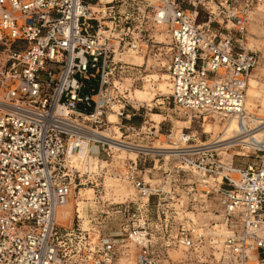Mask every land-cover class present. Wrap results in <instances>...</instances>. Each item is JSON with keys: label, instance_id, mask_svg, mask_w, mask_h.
Segmentation results:
<instances>
[{"label": "built area", "instance_id": "1", "mask_svg": "<svg viewBox=\"0 0 264 264\" xmlns=\"http://www.w3.org/2000/svg\"><path fill=\"white\" fill-rule=\"evenodd\" d=\"M261 7L264 0H0V264H131L130 241L134 264H176L172 246L184 247L181 264L196 256L203 263L207 249L222 250L220 264H264V133L251 146L258 159L244 166L224 161L213 144L188 136L182 145L169 132L167 147L149 153L140 137L159 138V129L129 123L141 108L117 85L138 79L125 56L165 57L176 108L203 121L243 119L260 62L248 46L249 24ZM102 133L115 138L99 139ZM130 143L135 157L121 154ZM148 155L161 180L147 172ZM107 177L128 182L138 199L108 200ZM89 187L98 205L116 204L124 215L134 208L132 222L108 232L109 210L85 224L76 209L77 225L60 224L58 208ZM214 190L222 193L226 235L188 215ZM152 199L158 218L182 217L172 242L157 225L153 231Z\"/></svg>", "mask_w": 264, "mask_h": 264}, {"label": "rangeland", "instance_id": "2", "mask_svg": "<svg viewBox=\"0 0 264 264\" xmlns=\"http://www.w3.org/2000/svg\"><path fill=\"white\" fill-rule=\"evenodd\" d=\"M262 9H264V7H261V10ZM252 18L253 20L249 24V37L247 42L249 48L258 51L260 62L258 67L252 72L248 86V117L244 124L247 129L249 127H255L257 129L264 126V13L256 12L252 15ZM161 39L166 40L165 36H162ZM124 59L136 68V76L138 79L136 83L133 84L132 92L129 97L132 98V104L135 107L141 108L140 114L132 115L129 123L136 127H142L145 125L146 120H149L151 124H155V122L160 123L159 138H154L159 140L154 141L152 135L149 137L143 135L140 138L143 140L142 142L144 144L147 143L150 146H153V144L166 146V143H163V141L165 140V134L168 132L179 141H182V145L185 144L184 138H187L188 136L194 137L201 142H205L212 140V138H233L235 136L234 134L238 132L239 129L237 123H233L231 126L225 127L227 122L224 119L221 120L220 117H208L203 121L201 118L194 116L193 113H186L183 109L176 108L174 106V103L170 97H168L171 89L169 72L166 68L167 60L165 57L162 61H155L152 56L142 58L141 56L129 54L125 56ZM128 79L129 84L134 81V78L128 77ZM129 109L131 111H136V109L132 106H130ZM115 119L117 118L112 113L110 115V120H114L112 131L117 133L118 135H116V138H119L121 131L118 130L116 125L117 120ZM241 127L243 126L241 125ZM216 147L219 149L221 148L220 153L224 161L238 166H244L249 163L256 162L258 159L252 155V148L246 144L231 145L230 143L218 145ZM126 153L131 157L136 156V154L131 151H122L121 154L125 155ZM148 158L147 172L151 177L154 176L157 177L158 180H161V177L163 176L162 171L158 170V167L156 169L153 168L155 160L152 155H148ZM161 163H164V159H161L160 164ZM173 164L174 163H168L165 164V166H173ZM190 179H192L191 176H189L188 182H190ZM105 182L108 188H110L107 190L106 194V198H108V200L119 203L125 200L138 199L136 190L128 182L110 177H107ZM167 190H169V187ZM172 192H174V190ZM164 197H166L167 200H170V194H165ZM176 197H178V195ZM94 199L95 194L91 187L83 189L81 194H79V192L74 193L73 196L69 198V212L67 213L66 205L61 211L59 223L69 226L73 222L74 225H77L78 219L76 209L86 218L85 224H87L89 219L96 218V213L98 211L109 210L107 215L108 217L104 219L103 223L104 229L108 232L118 233L123 227L132 222L134 208L131 210L130 214L128 213L124 215L123 211L118 212V210H122V208L118 207L116 204L106 207V203V206L103 207L98 205ZM193 207L195 209L194 213L189 212V215L196 220L200 227L207 228L218 224L217 227L220 233L226 234L228 232L225 224L220 225L222 223L221 214L219 215L218 212L221 209V206L219 204L218 197L210 194L208 198H206L204 195H201L198 204H193ZM156 208L157 199H152L149 218L151 226L154 229L153 231L156 233L155 225H157L158 228L164 232L163 234H165L166 237L170 240H174L173 238H170L164 230L162 226V217H167V219L174 221V227L177 223L178 228H180L181 225V217L177 218L168 214H162L161 218H158ZM89 225L95 227L98 223L94 219L91 223H89ZM161 230L159 232H161ZM157 234H155L156 238L158 237ZM131 252L132 260L130 263L134 264L135 251L132 249ZM215 252L216 250L210 251L207 249V257L204 258L200 256L201 259L204 260L201 264H220L216 254L220 253V251ZM169 256L176 264H181L185 257L183 247L172 248L169 251ZM198 260H200V258L199 256H196L190 262L197 264L196 262Z\"/></svg>", "mask_w": 264, "mask_h": 264}, {"label": "bare ground", "instance_id": "3", "mask_svg": "<svg viewBox=\"0 0 264 264\" xmlns=\"http://www.w3.org/2000/svg\"><path fill=\"white\" fill-rule=\"evenodd\" d=\"M162 36L163 35H158V38L160 39V40H162L163 42H167L168 40L166 39V40H163V39H161L162 38ZM166 38V37H165ZM130 55H135V56H141L142 58H145L143 55H141V54H137V53H132V54H130ZM163 59V58H162ZM162 61V60H161ZM128 62V61H127ZM259 65V64H258ZM258 65H257V67H258ZM256 67V68H257ZM255 68V69H256ZM254 69V70H255ZM252 75V74H251ZM251 75H250V77H251ZM129 77V76H128ZM128 77H124L123 79H121L120 81H118L117 82V85H120V86H124V87H126L127 88V91H128V97L130 96V94H131V92H132V83H130L129 84V82H128ZM170 77V76H169ZM250 77H249V80H248V86H249V81H250ZM170 79V78H169ZM251 85H252V81H251ZM170 86H171V82H170ZM171 89V88H170ZM247 98H248V88H247ZM247 98H246V112H245V117L243 118V119H237V118H234V117H227V118H220L221 120L222 119H224V120H226V122H227V124H226V126L225 127H229V126H231L233 123H237V125H238V132L236 133V134H234L235 136L233 137V138H222V137H219V139L218 138H212V140H210V141H205V142H201V144H203V145H205V144H213V146H218V145H223V144H230L231 143V145L233 144V145H235V144H246V145H248L250 148H251V146L253 145V144H257L256 142H259L260 140H261V136H262V134L264 133V126L263 127H261V128H255V127H249L248 129L244 126V124H245V121L247 120V117H248V112H247ZM129 99L131 100V102H133V100H132V98H130L129 97ZM184 110V109H183ZM186 113H190V114H192V112H190V111H187V110H184ZM217 117V116H216ZM208 118V117H207ZM115 120H117V119H115ZM114 121V120H113ZM112 121V122H113ZM252 124V123H251ZM251 124H250V126H251ZM150 125V126H149ZM241 125L243 126V127H241ZM248 125V124H247ZM144 126V128L146 129V128H157V129H159L160 130V123H157V122H155V124H151L150 123V121L149 120H146L145 121V125H143ZM255 126V125H254ZM227 129H229V128H227ZM111 130H112V128H111ZM104 133H102V135H103ZM159 135H160V131H159ZM162 135H164V134H162ZM106 136V137H105ZM233 136V135H232ZM115 138V137H111V136H109V135H103V136H99L98 138L99 139H104V140H110V139H108V138ZM110 142H113V141H110ZM115 145V144H114ZM129 146H131L132 148H131V152H133L134 154H136V152L134 151V149L133 148H135L136 146H135V144L134 143H130V145ZM257 146H259V145H257ZM157 147H163V148H166L167 146H163V145H153V146H150V145H144V148H143V150L144 151H146V152H149V153H152V152H154L155 151V148H157ZM188 147V146H187ZM223 148V147H222ZM221 149V148H220ZM165 154H166V156H169L170 155V153L168 152V151H166L165 152ZM238 166V165H237ZM220 179V178H219ZM187 181H189V177H188V180ZM209 182H210V184H214V178L212 177V178H210L209 179ZM83 189H81L80 190V192H79V194H81V191H82ZM75 193H77V192H75ZM74 194V193H73ZM73 194L71 195V196H73ZM210 195V194H209ZM208 195V196H209ZM211 195H215L216 197H218V201H219V204H220V206H222V204H221V198H222V193L221 192H219L218 190H214L212 193H211ZM206 198H208V196H206V195H204ZM68 202H69V200H68ZM68 202L65 204V205H63V206H60L59 208H58V211H57V221L59 222V217H60V214H61V211L63 210V208L67 205V213L69 212V207H70V204H68ZM72 208V207H71ZM190 213H188V215H189ZM191 217V216H190ZM161 218V217H160ZM194 219V218H193ZM161 220V219H160ZM180 220H182V217L180 218ZM195 220V219H194ZM173 222L174 221H172V220H169V219H167V217H162V226H163V228H164V230L166 231V233L169 235V237L170 238H173L174 240H175V238H176V236L178 235V233H179V229L180 228H178V225H177V223H176V226L174 227V224H173ZM181 223H182V221H181ZM181 226V225H180ZM197 227H199L200 228V226H199V224H197ZM227 227V226H226ZM227 230H228V227H227ZM202 231V230H201ZM211 231H209V233H210ZM218 233H220L219 231H217ZM229 233V230H228V232H227V234ZM224 235H226V234H224ZM154 240H162V239H159L158 237L156 238V236H154ZM164 240L165 241H168V242H172V241H174V240H170L168 237H164ZM144 240H142V241H140L142 244L143 243H145V242H143ZM223 241H224V237H222V238H219V247H221L222 248V244H223ZM129 246H130V251L133 249L135 252H136V250L138 249L137 248V246H136V244H135V242L134 241H130L129 242ZM180 247H182V246H180ZM172 248H179V247H174V246H172L171 248H170V250L172 249ZM183 249H184V247H183ZM169 250V251H170ZM185 252V251H184ZM217 252V251H216ZM215 252V253H216ZM221 252H222V250H221ZM221 252L220 253H216L217 254V258L219 259V257H221L220 255H221ZM135 258H136V256H135ZM132 260V253H131V257H130V259H129V261H131ZM184 260V259H183Z\"/></svg>", "mask_w": 264, "mask_h": 264}]
</instances>
